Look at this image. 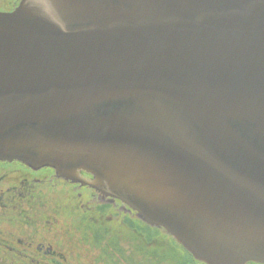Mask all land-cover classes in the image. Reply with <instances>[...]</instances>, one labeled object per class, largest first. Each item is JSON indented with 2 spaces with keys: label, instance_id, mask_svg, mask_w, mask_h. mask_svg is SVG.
<instances>
[{
  "label": "water",
  "instance_id": "1",
  "mask_svg": "<svg viewBox=\"0 0 264 264\" xmlns=\"http://www.w3.org/2000/svg\"><path fill=\"white\" fill-rule=\"evenodd\" d=\"M12 161L119 201L194 261L264 264V0L0 12Z\"/></svg>",
  "mask_w": 264,
  "mask_h": 264
},
{
  "label": "flooded vegetation",
  "instance_id": "2",
  "mask_svg": "<svg viewBox=\"0 0 264 264\" xmlns=\"http://www.w3.org/2000/svg\"><path fill=\"white\" fill-rule=\"evenodd\" d=\"M19 3L20 0H12L9 6L0 7V12H11ZM80 175L85 180L92 178L85 173ZM62 189L84 196L86 201L79 205L84 212L92 213L96 205H107L120 218H136L119 201L103 198L87 186L64 181L53 169H32L16 161L0 162V264H60L62 253L79 251L78 240L74 235H64L55 219L62 210ZM52 194H56L54 199ZM48 204L51 207L47 208ZM80 235L83 242L87 240L88 248H95L92 233L85 237L82 231ZM180 262L202 264L186 259ZM116 263L126 264L124 260L111 261Z\"/></svg>",
  "mask_w": 264,
  "mask_h": 264
},
{
  "label": "trees",
  "instance_id": "3",
  "mask_svg": "<svg viewBox=\"0 0 264 264\" xmlns=\"http://www.w3.org/2000/svg\"><path fill=\"white\" fill-rule=\"evenodd\" d=\"M114 212L110 206L96 205L92 213L85 211L81 215L82 222L93 223L85 226V237L92 233L94 245L103 246L101 252L108 261L124 260L126 264H131L136 261V255H140L143 262L161 261L168 256L172 260L180 256L181 260L193 261L162 229L150 228L137 218H120ZM118 221L122 222L119 223L121 232L114 230V224ZM120 240L124 242V248Z\"/></svg>",
  "mask_w": 264,
  "mask_h": 264
},
{
  "label": "rangeland",
  "instance_id": "4",
  "mask_svg": "<svg viewBox=\"0 0 264 264\" xmlns=\"http://www.w3.org/2000/svg\"><path fill=\"white\" fill-rule=\"evenodd\" d=\"M4 1H6L4 3ZM12 0H0V7L9 6V2ZM47 197H49L46 194ZM53 199L55 198L56 194L50 195ZM86 200L84 196H77L70 194L67 190L62 189L61 196H59V202L61 207V212L59 211L55 215V219L61 229L64 232V235H74L75 238L78 240L79 244V251L74 252L73 254L70 252L62 253L63 262L61 261L60 264H111V261L105 257V255L101 252L103 250V246H95V248L87 247V240H82L80 233L84 231L86 225H93L92 222L84 223L81 220V215L84 212L80 208V204L84 203ZM51 207V204L47 205V208ZM53 217V215H52ZM121 221L116 222L114 224V230L117 232H121L122 228L120 227ZM65 243V242H64ZM121 246L124 248V242L120 240ZM102 248V249H101ZM179 253V252H178ZM181 255V253H179ZM74 255V256H73ZM124 255V251H123ZM136 261L131 264H181V257L179 256L178 259L175 260L170 259L168 256L167 258L161 261H145L143 262L142 257L140 255H136ZM71 257V259H70ZM177 257V256H176ZM66 258V259H65ZM180 258V259H179ZM113 261H116L113 259ZM7 264V263H5ZM11 264V263H9ZM117 264V263H116ZM120 264V263H119Z\"/></svg>",
  "mask_w": 264,
  "mask_h": 264
}]
</instances>
